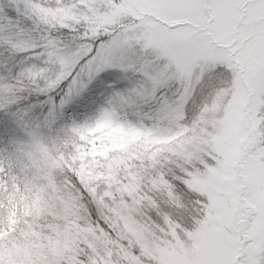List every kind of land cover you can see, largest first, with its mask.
Listing matches in <instances>:
<instances>
[{
	"label": "snow or ice",
	"instance_id": "snow-or-ice-1",
	"mask_svg": "<svg viewBox=\"0 0 264 264\" xmlns=\"http://www.w3.org/2000/svg\"><path fill=\"white\" fill-rule=\"evenodd\" d=\"M69 2L76 0H63ZM54 6V0H0V157L31 167L26 153L37 141L67 139L70 129L112 107L135 124L172 131L187 125L193 132L186 137L204 128L202 140L182 137L180 146L145 157L142 167L136 162L139 186L122 192L121 210L142 238L118 233L105 207L109 198L101 202L99 189L93 194L65 170L88 218L111 243L81 245L60 264H264V0H141L150 14L125 15L123 23L88 36H81L88 31L83 21L75 30L49 26L42 9ZM121 6L122 0H104L92 9ZM144 21L175 39L183 54L146 47L136 38ZM77 48L79 58L63 65ZM203 49L223 54L202 55ZM47 68L48 79L18 87L26 74ZM220 89L227 90L225 104L241 91L246 98L234 129L226 127L225 107L202 112Z\"/></svg>",
	"mask_w": 264,
	"mask_h": 264
},
{
	"label": "rangeland",
	"instance_id": "rangeland-1",
	"mask_svg": "<svg viewBox=\"0 0 264 264\" xmlns=\"http://www.w3.org/2000/svg\"><path fill=\"white\" fill-rule=\"evenodd\" d=\"M54 2V7L42 9L45 22L52 27L60 25L75 30V26L83 21L88 31L81 33V36L92 35L105 25L123 23L122 17L128 14L137 17L150 14L149 8L139 7L141 0H122L121 7L107 11L92 9L93 4L99 9L104 0H76V3L67 4L63 0ZM134 5L137 6L135 10ZM143 23L145 30L136 38H144L146 47L161 49V55L172 53L179 57L183 54L176 50L175 39L154 30L152 21ZM130 27L134 29L139 25ZM133 35H136L135 32ZM224 35L226 34H221L222 47H226L228 43L223 39ZM80 54L81 49L77 48L71 59L64 58L63 65L74 63ZM201 54L219 56L223 53H210L203 49ZM63 65L64 72L70 70ZM52 75L51 68L36 69L26 74L25 81L35 84L38 78L48 79ZM169 78H172V74H169ZM174 87L175 85L169 87L170 93H173ZM226 92V89H220L202 112L213 114L222 106L225 107L230 117L226 127L234 129L239 124V108L243 106L246 98L241 91L225 104ZM175 119L173 117L171 122L174 123ZM200 119L203 120L204 116ZM207 122L211 123V120ZM158 128L161 130L158 131ZM188 132H193V129L187 125L181 126L178 131H172L168 125L152 128L142 120L135 124L123 110L117 111L112 107L92 118L89 123L70 129L67 139L58 136L51 138L48 143L37 141L34 150L26 153L31 167L13 165L0 157V173H4L0 176V214L3 215V219L0 217V264H60L62 259H73L75 253L82 250L81 245L95 249L111 243L97 231L98 226L92 224L79 200L78 191L73 192L71 183L66 179L63 181L65 185L56 184V177L65 169L75 172L82 182L90 186L93 194L99 189L98 199L101 202L104 196L109 198L111 204H106L105 207L110 209L111 222L118 233L122 230L142 238L135 223L126 211L121 210L126 209L122 192L135 191L139 186L137 161L141 162L142 167L145 157L152 158L166 149L171 150L173 145L180 146L182 137L183 142H191L194 138L203 139L200 136L204 132L203 127L200 128V133L186 137ZM213 139L219 141L221 138ZM194 179L199 182L198 178ZM19 192L29 201L25 213L43 220L49 217L52 222L41 236L39 234L27 242H11L9 247L3 240L15 230ZM159 250L170 255L167 249Z\"/></svg>",
	"mask_w": 264,
	"mask_h": 264
},
{
	"label": "trees",
	"instance_id": "trees-1",
	"mask_svg": "<svg viewBox=\"0 0 264 264\" xmlns=\"http://www.w3.org/2000/svg\"><path fill=\"white\" fill-rule=\"evenodd\" d=\"M49 24V23H48ZM32 83L22 81L19 83L18 87L20 89H27ZM105 161H108L105 160ZM67 170V169H65ZM65 171H62L61 175L57 176L55 179L56 184L58 185H65L63 181H65L67 178L63 176ZM71 172V171H70ZM19 196V203L18 204V215H17V222L15 226V230L7 237L5 240H3V243L6 242V246L10 247L11 242H19V241H29L32 240L34 237L40 234V236L43 234V232L46 230V228L51 224L52 220L47 217L45 220L39 218V217H33L25 213L27 203L29 204V201L22 196V194L19 192L17 194ZM0 217L2 218L3 215L0 214ZM3 219V218H2ZM1 219V220H2Z\"/></svg>",
	"mask_w": 264,
	"mask_h": 264
}]
</instances>
